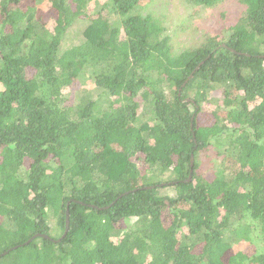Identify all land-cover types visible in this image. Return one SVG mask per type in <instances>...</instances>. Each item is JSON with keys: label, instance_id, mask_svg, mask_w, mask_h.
<instances>
[{"label": "trees", "instance_id": "16d2710c", "mask_svg": "<svg viewBox=\"0 0 264 264\" xmlns=\"http://www.w3.org/2000/svg\"><path fill=\"white\" fill-rule=\"evenodd\" d=\"M144 1L0 0V264H264V0L179 51Z\"/></svg>", "mask_w": 264, "mask_h": 264}, {"label": "rangeland", "instance_id": "374dc122", "mask_svg": "<svg viewBox=\"0 0 264 264\" xmlns=\"http://www.w3.org/2000/svg\"><path fill=\"white\" fill-rule=\"evenodd\" d=\"M242 8L237 0H224L213 7L192 4L187 0H145L134 9V12L143 15L151 13L158 17L165 33L170 37V44L174 51H179L184 48L196 47L206 36H215L221 39L223 31L241 14ZM84 24L85 21L82 18L75 21L74 26L68 30L62 40L61 50L82 39L81 32ZM76 86L75 95L79 93L96 97L97 91L87 73L76 79ZM212 95L217 96V100L220 91L215 90ZM202 118L203 115L199 114L198 119ZM209 119L211 120L210 117ZM212 156L213 152L207 151L200 157L199 171L212 172L214 170L212 169ZM132 222L133 219H129L128 224L130 225ZM49 224L53 225L54 221L51 220ZM54 231L51 229V232ZM253 248H255L254 245ZM253 248H250L251 251Z\"/></svg>", "mask_w": 264, "mask_h": 264}, {"label": "water", "instance_id": "95a60500", "mask_svg": "<svg viewBox=\"0 0 264 264\" xmlns=\"http://www.w3.org/2000/svg\"><path fill=\"white\" fill-rule=\"evenodd\" d=\"M202 62H200L193 70H192V72L188 75V77L185 79V81L182 83V85H181V87L186 83V81L192 76V74L194 73V71L195 70H197L198 68H199V66H200V64H201ZM181 87L179 88V91H180V89H181ZM184 100L185 101H189L190 99L189 98H184ZM189 165H190V173H189V175H188V179L187 180H189V178H190V175H191V170H192V165H193V156L192 155H190V162H189ZM165 184V182H162V183H160V185H164ZM68 203H69V201L67 202V204H66V209H65V228H64V231H63V233H62V235H61V238L67 233V231H68V228H69V209H68ZM36 236H42V237H45V238H49V239H51V237L50 236H48L47 234H41V233H36V234H34V235H32L29 239H27V241H25L24 243H22L21 245H25V244H27L28 242H30L33 238H35ZM51 240H53V239H51ZM57 240H59V239H57ZM17 246H19V245H15V246H13V247H11V249H13V248H16ZM8 250H10V249H8ZM7 251H4L2 254H5Z\"/></svg>", "mask_w": 264, "mask_h": 264}]
</instances>
